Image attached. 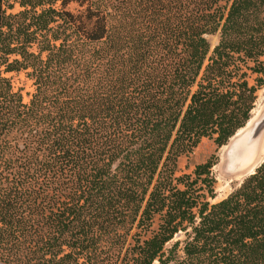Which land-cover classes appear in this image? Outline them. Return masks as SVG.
Wrapping results in <instances>:
<instances>
[{"label":"trees","instance_id":"16d2710c","mask_svg":"<svg viewBox=\"0 0 264 264\" xmlns=\"http://www.w3.org/2000/svg\"><path fill=\"white\" fill-rule=\"evenodd\" d=\"M263 56L264 0H0V264H264V157L218 201L215 154L178 175Z\"/></svg>","mask_w":264,"mask_h":264},{"label":"rangeland","instance_id":"374dc122","mask_svg":"<svg viewBox=\"0 0 264 264\" xmlns=\"http://www.w3.org/2000/svg\"><path fill=\"white\" fill-rule=\"evenodd\" d=\"M17 10L18 6H16L13 11ZM209 40L212 45H215L218 41V36L211 35L209 36ZM262 59L264 60V56L262 57ZM8 75H12V80L15 89L22 88V95L24 101H27L29 98L28 94L33 90L31 82L26 80L23 74ZM253 78L254 76H252L250 79L251 83H254ZM255 113H257V116L259 117L262 115V113H264V86L258 89L257 91V99L251 116L253 117ZM258 119L255 120L254 124L251 127L246 129L247 132L243 136L236 138L240 140L238 142H242L246 138L247 133L252 129L253 126H255ZM232 140L230 139L226 145L217 148L213 139L202 138L197 144V146L189 154L182 155L179 157L178 175L182 173H191L197 164L205 162L212 154H215V156H217V163L212 167V172L216 181V198L214 201H218L220 199L225 198L235 188H237L247 176L250 175L246 171L233 172L231 168L232 165L228 161L230 153L229 151H227L228 146H230L232 144L231 142H233Z\"/></svg>","mask_w":264,"mask_h":264},{"label":"bare ground","instance_id":"6f19581e","mask_svg":"<svg viewBox=\"0 0 264 264\" xmlns=\"http://www.w3.org/2000/svg\"><path fill=\"white\" fill-rule=\"evenodd\" d=\"M254 115L253 117L251 116L246 126L238 130V132L231 138V140L233 139L232 140L233 142H231L232 144L228 146L227 151H229L230 153V156L228 157L229 159L228 161L232 165L231 168L233 172L246 171L248 174H252L255 171L256 167L259 166L260 163L263 161L264 129L261 130V132L257 136H255L253 140L248 141V143L247 141L238 142L240 140L236 139L237 137L243 136L247 132L246 129L251 127L254 124L255 120L258 119L259 116H257V113H255ZM263 117H264V113H262V115L259 117L256 124L260 120H262ZM254 127L255 126H253L250 131H252ZM248 133L246 137H248ZM231 155H233L232 158H231Z\"/></svg>","mask_w":264,"mask_h":264},{"label":"water","instance_id":"95a60500","mask_svg":"<svg viewBox=\"0 0 264 264\" xmlns=\"http://www.w3.org/2000/svg\"><path fill=\"white\" fill-rule=\"evenodd\" d=\"M263 129H264V117H263L262 120H260L255 125V127L253 128V130L248 133V137H246V139H244L243 142H246L247 141V143H248V141L253 140L255 138V136H257L261 132V130H263ZM232 156L233 155H231V158H232Z\"/></svg>","mask_w":264,"mask_h":264}]
</instances>
